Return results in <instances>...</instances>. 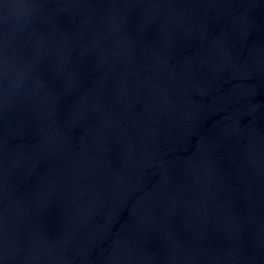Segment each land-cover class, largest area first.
Returning <instances> with one entry per match:
<instances>
[{
    "label": "water",
    "instance_id": "water-1",
    "mask_svg": "<svg viewBox=\"0 0 264 264\" xmlns=\"http://www.w3.org/2000/svg\"><path fill=\"white\" fill-rule=\"evenodd\" d=\"M0 264H264V0H0Z\"/></svg>",
    "mask_w": 264,
    "mask_h": 264
}]
</instances>
